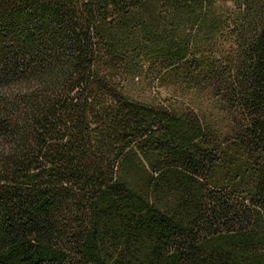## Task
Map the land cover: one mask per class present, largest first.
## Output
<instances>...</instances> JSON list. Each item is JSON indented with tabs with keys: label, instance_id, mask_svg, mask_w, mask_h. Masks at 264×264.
<instances>
[{
	"label": "trees",
	"instance_id": "obj_1",
	"mask_svg": "<svg viewBox=\"0 0 264 264\" xmlns=\"http://www.w3.org/2000/svg\"><path fill=\"white\" fill-rule=\"evenodd\" d=\"M0 133V264H264V0H0Z\"/></svg>",
	"mask_w": 264,
	"mask_h": 264
},
{
	"label": "clouds",
	"instance_id": "obj_2",
	"mask_svg": "<svg viewBox=\"0 0 264 264\" xmlns=\"http://www.w3.org/2000/svg\"><path fill=\"white\" fill-rule=\"evenodd\" d=\"M6 135L7 134H5V133H0V142H7V140H6Z\"/></svg>",
	"mask_w": 264,
	"mask_h": 264
},
{
	"label": "rangeland",
	"instance_id": "obj_3",
	"mask_svg": "<svg viewBox=\"0 0 264 264\" xmlns=\"http://www.w3.org/2000/svg\"><path fill=\"white\" fill-rule=\"evenodd\" d=\"M163 96H166V93L165 92H163Z\"/></svg>",
	"mask_w": 264,
	"mask_h": 264
}]
</instances>
